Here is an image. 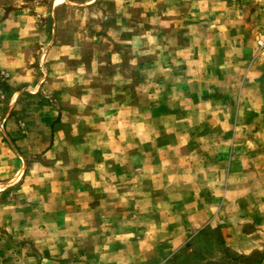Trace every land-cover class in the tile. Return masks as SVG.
<instances>
[{"label": "rangeland", "instance_id": "rangeland-1", "mask_svg": "<svg viewBox=\"0 0 264 264\" xmlns=\"http://www.w3.org/2000/svg\"><path fill=\"white\" fill-rule=\"evenodd\" d=\"M10 2L37 14L23 31L40 29L46 42L20 49V65L0 64V136L12 118L23 139L17 173L7 170L17 176L0 186V264H130L132 256L139 264L158 250V264H264V0ZM76 62L87 86L97 80L115 93L118 81L120 97L150 107L146 119L130 115L135 141L144 132L149 148L143 181L130 182L144 191L133 216L105 215L83 198L114 165L83 156L124 152L125 120L111 115L103 131L121 147H49L54 114L43 81ZM125 164L113 184L140 172ZM71 205L80 209L69 214ZM173 238L180 242L170 246Z\"/></svg>", "mask_w": 264, "mask_h": 264}, {"label": "crops", "instance_id": "crops-1", "mask_svg": "<svg viewBox=\"0 0 264 264\" xmlns=\"http://www.w3.org/2000/svg\"><path fill=\"white\" fill-rule=\"evenodd\" d=\"M12 2H14V0H12ZM30 2V6L32 9H34V1ZM55 8V5L52 3L50 5H46L47 14L51 18H53L54 12H57ZM3 9L6 10L4 11ZM2 12L4 13L2 14ZM35 14L30 12L29 7L27 6H16L15 3H9V0L8 3H3L0 1V50H4V54L0 55V60H2L0 64L11 66L12 64L18 63V65H20L22 64L19 56L20 49L26 48L28 46H35V48H39L44 42H46L43 41V38L45 37L43 36V31L40 29H35L31 26L33 31H23V28L25 29L26 27L27 16H36L37 14ZM26 35L30 40L29 43H23V37ZM52 45L53 44H50L47 47V53L50 52L51 47H53ZM7 49L13 50V53L7 54ZM113 62L117 66L118 60L110 61V64H114ZM52 65V67L56 66V68H58V66L63 65V63H61L59 60L57 63L53 62ZM70 69L64 68L62 71L59 69V72L54 71L58 74H50L43 81L45 93L52 98L49 108L53 110L54 114V118L51 119L48 125V129L52 131L50 132L48 139L49 147H60V145L62 146L63 144L70 147H86L87 145L98 144L102 146L111 144V146H114L119 144L118 146L121 147L120 143H105L106 140L105 138L103 139V131L108 129L107 126H109V124L107 120H110V116L118 115V113L124 109V118H114L111 116V119L115 121L121 120L123 122L125 120V130L127 131V137L126 143H122L125 148L124 152H120L119 149L117 154H111L112 157H108L110 159L102 157L103 155L99 157L97 154H95L94 160L91 159L89 154H85L83 156L84 158L81 160L84 162V164L91 163L93 161L95 163L114 162V165H108L111 174L108 176L107 182H100L93 189H89L88 192H85L86 195L81 191L75 192L85 195V197H83L86 202L85 207L88 205L87 203H90L93 201V199H95L97 202H95L96 204L93 207L95 209L97 208L103 210L105 215L108 213V211L119 208L126 210L127 214L133 216L134 208L139 207L141 200L144 198V191H140V189L142 190L143 188H139V185L133 186V183L130 182L143 181L142 178L144 177L142 176V173H145V167H148V165L144 163L149 161V148L148 139L144 132H142L141 138L135 141L133 129L137 123H133V117H130V115H133L135 112H140L142 114V118L146 119V115H149L150 113V107L149 105H142L137 108L134 107L130 103V97L128 98L126 93L124 97H120L118 94L121 93L116 91V88L118 87V84H121V82L112 81L115 86H112L111 89H115V93L113 90L109 91L108 88L99 85L97 80V84L87 86V79L84 76V69L79 65V62L73 64ZM142 69H144L143 66ZM142 78V85H144V75ZM113 79H116V77ZM128 82L129 81L126 78L125 82L122 83L124 84L123 86L125 87L126 91ZM132 85L133 83L131 80V86ZM145 124L146 123H144L142 120V131L148 129V127H145ZM2 136L4 139L0 136V186H4L5 181H12L17 176V161L15 157L21 153V148L19 146L21 145V140H23L20 137V134L18 133L12 118H8L6 120V123L3 126ZM29 143H31V141ZM123 162H126L125 168L127 171L133 169L134 164H139L137 165V169L141 172V174L140 172L135 174V172L133 173L130 171L129 180L126 179L127 186L125 187H122V185L113 184V180L117 182V169H120L119 166L123 165ZM7 163L8 167L6 166ZM139 166L141 167L139 168ZM8 169H13L16 171V173L10 175V173L7 171ZM125 174H127V172ZM95 175H97V172H95ZM109 179L112 181L109 182ZM84 184L85 183H83V185ZM71 189L75 190L74 187H71ZM77 190L80 189L77 188ZM123 194H127V196L124 198V204H122L120 201L122 200L120 197H122ZM77 209H80V205L79 208L76 205H71L68 208V213L72 214L71 212ZM175 241L180 242L179 240H176V238H173L172 240L168 241V244L171 246V243ZM164 255L165 250L163 252L158 250L157 255L153 254V259L150 260V253H148L145 255L143 262L139 264H158L159 260ZM132 258L133 256L131 259H129L130 264H134ZM154 258L157 259L154 260Z\"/></svg>", "mask_w": 264, "mask_h": 264}]
</instances>
